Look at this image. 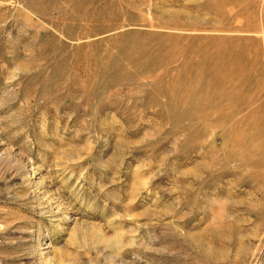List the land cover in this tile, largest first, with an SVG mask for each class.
Instances as JSON below:
<instances>
[{"label": "rangeland", "instance_id": "374dc122", "mask_svg": "<svg viewBox=\"0 0 264 264\" xmlns=\"http://www.w3.org/2000/svg\"><path fill=\"white\" fill-rule=\"evenodd\" d=\"M0 264H264V0H0Z\"/></svg>", "mask_w": 264, "mask_h": 264}]
</instances>
